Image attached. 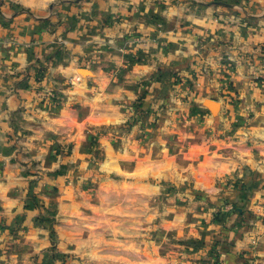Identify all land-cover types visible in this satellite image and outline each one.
<instances>
[{
	"label": "rangeland",
	"instance_id": "obj_1",
	"mask_svg": "<svg viewBox=\"0 0 264 264\" xmlns=\"http://www.w3.org/2000/svg\"><path fill=\"white\" fill-rule=\"evenodd\" d=\"M189 93L154 107L143 87L88 142L18 162L31 176L19 201L0 191V264H255L263 212L223 189L264 181V106L213 111Z\"/></svg>",
	"mask_w": 264,
	"mask_h": 264
},
{
	"label": "crops",
	"instance_id": "obj_2",
	"mask_svg": "<svg viewBox=\"0 0 264 264\" xmlns=\"http://www.w3.org/2000/svg\"><path fill=\"white\" fill-rule=\"evenodd\" d=\"M50 1L0 0V191L15 193L8 204L24 197L19 178L31 176L18 162L88 142L82 130L110 128L143 87L149 106L191 91L224 110L261 112L264 0H62L51 10ZM263 183L223 189L229 202L263 212L252 229L255 264H264Z\"/></svg>",
	"mask_w": 264,
	"mask_h": 264
},
{
	"label": "water",
	"instance_id": "obj_3",
	"mask_svg": "<svg viewBox=\"0 0 264 264\" xmlns=\"http://www.w3.org/2000/svg\"><path fill=\"white\" fill-rule=\"evenodd\" d=\"M207 105L209 106V108H211L213 111H217V109L219 108V103L215 100H207Z\"/></svg>",
	"mask_w": 264,
	"mask_h": 264
},
{
	"label": "bare ground",
	"instance_id": "obj_4",
	"mask_svg": "<svg viewBox=\"0 0 264 264\" xmlns=\"http://www.w3.org/2000/svg\"><path fill=\"white\" fill-rule=\"evenodd\" d=\"M219 107V106H218Z\"/></svg>",
	"mask_w": 264,
	"mask_h": 264
}]
</instances>
